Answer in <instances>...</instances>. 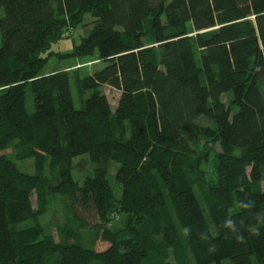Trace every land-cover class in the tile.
I'll use <instances>...</instances> for the list:
<instances>
[{
	"label": "trees",
	"instance_id": "1",
	"mask_svg": "<svg viewBox=\"0 0 264 264\" xmlns=\"http://www.w3.org/2000/svg\"><path fill=\"white\" fill-rule=\"evenodd\" d=\"M0 9V264H170L155 260L153 240L180 247L168 199L199 264H264V0H0ZM87 14L92 33L72 54L51 53ZM53 55L107 64L77 77L80 110L69 70L42 74ZM104 87L120 93L115 113ZM202 119L215 123L224 149L209 191L217 235L183 174L188 144L211 135ZM14 142L49 163L55 182L43 170L19 171L6 154ZM83 159L97 169L80 185L74 163ZM120 159L117 201L103 164ZM155 173L165 190H154ZM48 194L65 196L74 211L58 241L40 227L18 229L47 213ZM118 209L131 223L113 232ZM85 228L94 234L89 245ZM100 242L108 249L98 251Z\"/></svg>",
	"mask_w": 264,
	"mask_h": 264
},
{
	"label": "rangeland",
	"instance_id": "2",
	"mask_svg": "<svg viewBox=\"0 0 264 264\" xmlns=\"http://www.w3.org/2000/svg\"><path fill=\"white\" fill-rule=\"evenodd\" d=\"M5 16L3 9H0V19ZM94 19L90 14L84 16L83 24L70 33L69 38H65L59 41L57 44H54L51 49V53L60 54V55H69L72 54L76 46L81 44L83 38L89 36L94 30ZM190 37L196 39V33H194L193 28L190 27ZM210 31L203 32L201 34H209ZM197 50V48H196ZM53 55L47 62V65L42 71L43 75H50L53 72H62L70 69L71 76V90L74 100V105L77 110H80L82 107L83 99L77 90L76 80L80 76L85 78L89 75H92L96 71L104 69L107 64L104 62H93V59H59ZM47 53L45 57H48ZM156 60L160 59V53L156 52ZM75 67V68H74ZM107 96L109 103L112 107L113 112L117 110L120 93L110 87H104L101 90ZM91 96V93H88L85 97L88 99ZM230 97H224V100L229 105L228 102ZM27 105L29 112L35 111V100L33 92L29 87L27 89ZM200 128H207L211 130V135L209 137H200L195 141H191L188 144L193 150V154L187 155L188 166L183 170V174L188 182L194 188L198 200L200 201L201 207L205 212L206 218L211 226L212 232L214 235H217V229L215 228V223L211 216L212 206L215 204V201L211 197L209 191L212 186H216L219 183V175L217 172V165L219 157L224 155V149L218 141L217 135L215 133L216 126L214 122L209 120L202 119L199 121ZM27 147L22 146L18 142H14L10 149L6 152L8 158L16 166L19 171L29 174L36 175L43 170V174L47 177L52 183L56 179V171L53 172L49 167V163L41 164L34 158L27 157ZM3 152H0V155ZM119 161H110L103 164V167L108 171V178L110 180L111 186L114 190L116 200L121 199V187L115 180L116 170L119 166ZM75 170L73 176L75 181L80 185H83L87 176L94 175L97 167L92 165L87 159L76 160ZM264 171V168H263ZM155 179L153 182V187L155 191L165 190L164 183L155 173ZM264 175V172H263ZM260 190L264 191V177L263 181L259 187ZM49 200V206L47 213L41 216L37 220H31L23 223L18 229H28L40 227L43 229L44 234L47 236L54 235L56 240H59L58 232L66 227L68 223H71L74 218V211L72 208L71 201L63 195H47ZM170 205V212L177 228V231L180 235V247L175 248H166L162 244L161 235H156L153 237L154 244L157 247V252L155 251V260L156 261H166L170 264H199L198 257L196 252L193 250L192 246L188 243L185 237V228L183 226V221L180 217L179 209L175 203L168 199ZM33 204L34 207H38V198L33 195ZM79 214L83 220L88 222L90 226L96 224V218L93 212H85L81 208L79 209ZM131 223V218L123 213L119 212V209L113 213L110 218L108 228L113 231H120L125 229ZM81 241L85 245H89L93 241V233L89 228L82 229L80 231ZM109 245L106 243H98L97 250L105 251L108 249ZM57 258L53 257L48 264H56ZM224 264H230L229 261H225Z\"/></svg>",
	"mask_w": 264,
	"mask_h": 264
},
{
	"label": "crops",
	"instance_id": "3",
	"mask_svg": "<svg viewBox=\"0 0 264 264\" xmlns=\"http://www.w3.org/2000/svg\"><path fill=\"white\" fill-rule=\"evenodd\" d=\"M75 68V67H74ZM68 70H70V69H68ZM66 71V70H65ZM48 76V75H47Z\"/></svg>",
	"mask_w": 264,
	"mask_h": 264
}]
</instances>
